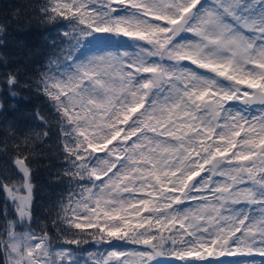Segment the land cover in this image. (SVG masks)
<instances>
[{
  "label": "snow or ice",
  "instance_id": "snow-or-ice-1",
  "mask_svg": "<svg viewBox=\"0 0 264 264\" xmlns=\"http://www.w3.org/2000/svg\"><path fill=\"white\" fill-rule=\"evenodd\" d=\"M37 7L55 27L33 82L52 119L0 140V264L264 257V0ZM53 125L67 187L40 220L30 161Z\"/></svg>",
  "mask_w": 264,
  "mask_h": 264
},
{
  "label": "trees",
  "instance_id": "trees-1",
  "mask_svg": "<svg viewBox=\"0 0 264 264\" xmlns=\"http://www.w3.org/2000/svg\"><path fill=\"white\" fill-rule=\"evenodd\" d=\"M44 0H0V140L6 135V125L14 122L18 132L40 127L34 113L39 110L50 120L51 110L41 95L35 91L34 80L42 70L51 46L45 35L54 34L55 27L42 24L38 5ZM8 73H15L18 83L14 88L6 83ZM28 85V87H26ZM18 93L17 97L10 95ZM42 155L30 161L35 185V215L46 219L45 207L64 189L66 182H56L55 173L62 167L58 156V131L53 125L50 138L37 146ZM7 157L0 156V164ZM3 200L0 194V207ZM50 223V221H49Z\"/></svg>",
  "mask_w": 264,
  "mask_h": 264
},
{
  "label": "rangeland",
  "instance_id": "rangeland-1",
  "mask_svg": "<svg viewBox=\"0 0 264 264\" xmlns=\"http://www.w3.org/2000/svg\"><path fill=\"white\" fill-rule=\"evenodd\" d=\"M126 247L130 249V248H133V247H136V246L127 245ZM237 257L238 258H232V259H228L226 257H222L220 259L223 260V261L229 262V264H235V262H237V261H244V260H251V259H255L257 261L264 260V257H260L258 255L253 256V257H245V256H237Z\"/></svg>",
  "mask_w": 264,
  "mask_h": 264
}]
</instances>
